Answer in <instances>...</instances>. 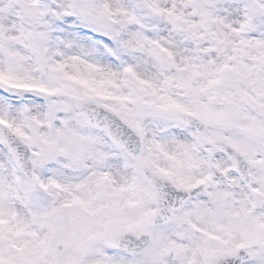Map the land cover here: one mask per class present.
Segmentation results:
<instances>
[{
    "label": "snow or ice",
    "instance_id": "snow-or-ice-1",
    "mask_svg": "<svg viewBox=\"0 0 264 264\" xmlns=\"http://www.w3.org/2000/svg\"><path fill=\"white\" fill-rule=\"evenodd\" d=\"M0 264H264V0H0Z\"/></svg>",
    "mask_w": 264,
    "mask_h": 264
}]
</instances>
